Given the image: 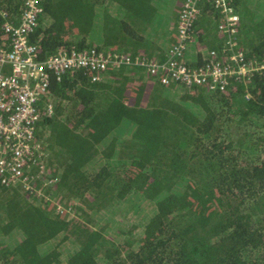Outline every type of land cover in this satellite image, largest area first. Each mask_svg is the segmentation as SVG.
<instances>
[{
  "label": "trees",
  "instance_id": "16d2710c",
  "mask_svg": "<svg viewBox=\"0 0 264 264\" xmlns=\"http://www.w3.org/2000/svg\"><path fill=\"white\" fill-rule=\"evenodd\" d=\"M26 1L0 0V49ZM185 1L40 0L30 42L41 60L96 49L165 62ZM254 1H234L232 37L258 67L264 4ZM198 7L192 68L211 51L227 57L223 16L211 0ZM160 80L127 65L52 77L32 189L0 182V264H264V69L224 89Z\"/></svg>",
  "mask_w": 264,
  "mask_h": 264
},
{
  "label": "built area",
  "instance_id": "2783aa9c",
  "mask_svg": "<svg viewBox=\"0 0 264 264\" xmlns=\"http://www.w3.org/2000/svg\"><path fill=\"white\" fill-rule=\"evenodd\" d=\"M223 16L219 26L222 35H228L223 46L227 57L222 61V52L211 51L210 61L204 67L192 68L185 61V53L193 38V25L199 16V0H186L182 6L177 25V43L169 49L165 62L137 56L131 58L112 52L90 51L58 52L46 59H39L37 47L30 36L43 13L40 0H27L18 24L5 23L10 35V48L0 49V182L3 185L24 183L32 189L31 162L42 158V142L36 137V124L41 109L51 114L53 104H44L53 76L60 79L67 72L88 70L105 72L108 67L122 65L143 67L148 73L161 78L169 86L184 83L188 87L206 85L210 89H224L233 77L241 78L253 70L264 69L247 63L244 54L235 51L239 14L234 8L235 0H211ZM99 80L100 77L94 76ZM43 103V106L41 105ZM41 107V108H40ZM43 173L44 162L39 166ZM31 178V179H30Z\"/></svg>",
  "mask_w": 264,
  "mask_h": 264
},
{
  "label": "rangeland",
  "instance_id": "374dc122",
  "mask_svg": "<svg viewBox=\"0 0 264 264\" xmlns=\"http://www.w3.org/2000/svg\"><path fill=\"white\" fill-rule=\"evenodd\" d=\"M253 2H255L256 3V1H254V0H252ZM263 4H264V0H263ZM87 17V13H86V15H85V18ZM133 226H135V224L133 225ZM132 229V228H131Z\"/></svg>",
  "mask_w": 264,
  "mask_h": 264
}]
</instances>
